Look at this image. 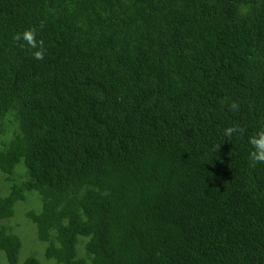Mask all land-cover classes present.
I'll use <instances>...</instances> for the list:
<instances>
[{
    "label": "trees",
    "instance_id": "16d2710c",
    "mask_svg": "<svg viewBox=\"0 0 264 264\" xmlns=\"http://www.w3.org/2000/svg\"><path fill=\"white\" fill-rule=\"evenodd\" d=\"M261 132L264 0H0L7 264H264Z\"/></svg>",
    "mask_w": 264,
    "mask_h": 264
},
{
    "label": "clouds",
    "instance_id": "9594fccd",
    "mask_svg": "<svg viewBox=\"0 0 264 264\" xmlns=\"http://www.w3.org/2000/svg\"><path fill=\"white\" fill-rule=\"evenodd\" d=\"M16 40H25L28 42V44L32 47V48H36L37 47V40H36V32L35 30H28V31H25L22 35L21 34H17L15 37H14ZM43 56H44V51H43V44L42 42H40V50L37 51L35 53V59L37 60H42L43 59ZM231 107L233 109H237L238 108V105L236 103H233L231 105ZM132 113V112H131ZM127 114L125 117L123 118H127L129 120L130 119V114ZM147 115V114H146ZM146 117V116H145ZM133 122H135V120H131ZM237 131H242L241 129H239V127H230L228 129H226L225 131V135L226 136H229L231 137V135L234 133V132H237ZM124 137H126L127 139H130V137L132 136L133 133H129L125 130H122L121 129V132H120ZM250 143L254 146L255 148V151L251 152L250 153V158H251V161L253 164L257 163V162H261V163H264V132H261L259 133L257 136L255 137H252L250 139Z\"/></svg>",
    "mask_w": 264,
    "mask_h": 264
},
{
    "label": "rangeland",
    "instance_id": "374dc122",
    "mask_svg": "<svg viewBox=\"0 0 264 264\" xmlns=\"http://www.w3.org/2000/svg\"><path fill=\"white\" fill-rule=\"evenodd\" d=\"M2 191H4V189H3V187L0 185V192H2ZM20 204V202L19 203H16L15 204V206H14V214H13V216H16V219L20 222V225H18V226H16L15 227V232L17 233V234H20L21 236H23L24 234H27V238H24V241H25V243L23 244V242H22V246H21V249H20V251H19V254H18V261H17V263L16 264H23V260H24V258L27 256V255H29V254H33L34 255V253H26L25 252V247L26 248H31V249H33L34 251H35V254L39 257H37L36 255V257L38 258V259H40V260H42V261H44V256H43V249H44V244L42 243V242H38V241H36L35 239H32V237H28V236H30V235H32L33 236V231H32V226H31V224H28V223H25L24 222V215H23V217H19L18 215H16V209H17V207H18V205ZM33 226H34V224H33ZM23 227H24V232L25 233H23V231H21L22 229H23ZM34 229H35V226H34ZM35 233H36V230H35ZM35 241L38 243V244H36L35 243ZM0 264H7L6 262H5V260H3V259H0Z\"/></svg>",
    "mask_w": 264,
    "mask_h": 264
}]
</instances>
